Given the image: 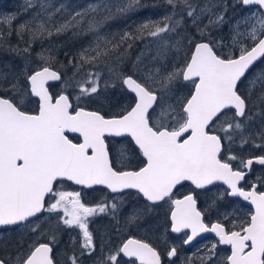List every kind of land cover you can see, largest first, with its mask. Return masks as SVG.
Returning <instances> with one entry per match:
<instances>
[{
	"label": "snow or ice",
	"instance_id": "1",
	"mask_svg": "<svg viewBox=\"0 0 264 264\" xmlns=\"http://www.w3.org/2000/svg\"><path fill=\"white\" fill-rule=\"evenodd\" d=\"M0 264H264V0L0 14Z\"/></svg>",
	"mask_w": 264,
	"mask_h": 264
},
{
	"label": "trees",
	"instance_id": "2",
	"mask_svg": "<svg viewBox=\"0 0 264 264\" xmlns=\"http://www.w3.org/2000/svg\"><path fill=\"white\" fill-rule=\"evenodd\" d=\"M92 2V0H75V3L78 4L79 6H86L88 3ZM147 3H153L154 0H146ZM22 0H0V10L2 13L4 14H8V13H15V11L21 6ZM164 11L163 5H161V7L159 8H149L147 10H143L140 12H136V13H130L129 16L127 18L125 17H117L116 19L110 21L107 25H106V31H111V32H115V31H119L122 30L123 28H125L127 25L132 24L134 22H138L139 20L144 19L145 17L149 16V15H160L162 12ZM21 19H23V17H21ZM68 37H60L56 40L57 43H61L65 40H67ZM87 37L84 38L83 40L77 42L75 44V47H79L80 44L86 43L87 41ZM39 48V45H37V49ZM65 51V49H61L60 54H59V59L60 60H64V55L63 52ZM133 58L136 55V52H133ZM53 91H55V89H53ZM116 95H119L118 91L116 93ZM92 107H97V105H92Z\"/></svg>",
	"mask_w": 264,
	"mask_h": 264
},
{
	"label": "flooded vegetation",
	"instance_id": "3",
	"mask_svg": "<svg viewBox=\"0 0 264 264\" xmlns=\"http://www.w3.org/2000/svg\"><path fill=\"white\" fill-rule=\"evenodd\" d=\"M76 186H70L68 188V190H73L75 189ZM187 187V186H186ZM181 191H184V189H181ZM94 194L92 192H89V198H91ZM203 203V202H202ZM212 235L211 234H203V239H200L199 240V243H205L207 242L208 240L212 239ZM64 239H67V237L65 236ZM195 248L193 247L192 249H185L186 252H191V251H194Z\"/></svg>",
	"mask_w": 264,
	"mask_h": 264
},
{
	"label": "rangeland",
	"instance_id": "4",
	"mask_svg": "<svg viewBox=\"0 0 264 264\" xmlns=\"http://www.w3.org/2000/svg\"><path fill=\"white\" fill-rule=\"evenodd\" d=\"M0 14H4V13H2L1 10H0ZM12 235H13V237H15L16 234L15 233H12Z\"/></svg>",
	"mask_w": 264,
	"mask_h": 264
}]
</instances>
